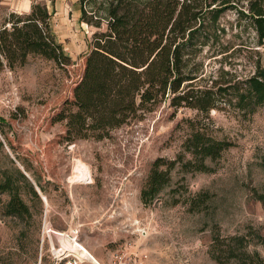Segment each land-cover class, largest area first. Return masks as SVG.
Instances as JSON below:
<instances>
[{
  "label": "rangeland",
  "instance_id": "1",
  "mask_svg": "<svg viewBox=\"0 0 264 264\" xmlns=\"http://www.w3.org/2000/svg\"><path fill=\"white\" fill-rule=\"evenodd\" d=\"M233 1L237 9L247 8L248 0ZM37 2L47 5L71 62L60 67L30 55L17 69L0 71V167L10 168L14 158L33 183L41 182L46 198L26 191L29 213L16 217L4 213L10 197L0 194V264H39L41 257V264L50 263V243L43 251L41 246L45 218L55 230L79 229L82 244L104 264L120 250L138 255L143 264H264V206L257 197L264 194V106L243 119L232 108L206 117L162 104L104 139L68 140L58 115L64 106L75 110V86L94 34L106 25L99 30L82 21L79 0ZM15 3L0 0V27L11 13L27 14ZM237 9L223 18L229 28L226 65L247 75L256 60L264 66V45L257 44L250 26L238 27ZM196 119L233 146L207 161L211 171L185 173L177 165L170 184L145 205L141 192L154 162L177 158L191 133L189 120ZM200 198L204 203L191 209ZM214 238H221L215 247Z\"/></svg>",
  "mask_w": 264,
  "mask_h": 264
},
{
  "label": "trees",
  "instance_id": "2",
  "mask_svg": "<svg viewBox=\"0 0 264 264\" xmlns=\"http://www.w3.org/2000/svg\"><path fill=\"white\" fill-rule=\"evenodd\" d=\"M233 2L79 0L82 21L99 30L106 25V31L94 34L83 77L74 89L75 110L64 106L58 115L66 123L67 139H104L112 130L143 118L162 104L176 111L195 110L206 117L212 110L232 108L243 119L252 118L264 106V66L256 60L253 72L247 75L227 68L230 45L225 37L229 28L223 18L230 9H237ZM237 12L238 27L250 26L257 44L263 46L264 0H248L247 8ZM30 55L60 67L71 62L42 2L34 3L27 14L11 13L0 27V71L17 69ZM4 123L0 118L2 135ZM189 125L191 133L177 158L154 162L141 192L145 205L170 184L177 165L185 173L211 171L207 161L216 160L233 146L209 134L198 119L189 120ZM16 162L11 158L10 168L0 167V194L10 197L4 213L22 217L29 213L23 195L29 191L39 197L36 187L44 190V186L37 178L33 183L28 169ZM257 197L264 206V194ZM204 201L194 199L191 209H199ZM214 239L215 247L221 238Z\"/></svg>",
  "mask_w": 264,
  "mask_h": 264
},
{
  "label": "built area",
  "instance_id": "3",
  "mask_svg": "<svg viewBox=\"0 0 264 264\" xmlns=\"http://www.w3.org/2000/svg\"><path fill=\"white\" fill-rule=\"evenodd\" d=\"M80 231L70 227L59 231L53 228L51 222L45 218L42 226L41 246L50 243L51 261L49 264H104L82 244ZM85 247V248H84ZM42 263V257L39 264ZM109 264H143L142 258L126 251H117Z\"/></svg>",
  "mask_w": 264,
  "mask_h": 264
},
{
  "label": "crops",
  "instance_id": "4",
  "mask_svg": "<svg viewBox=\"0 0 264 264\" xmlns=\"http://www.w3.org/2000/svg\"><path fill=\"white\" fill-rule=\"evenodd\" d=\"M40 1H47V0H40ZM36 2L37 0H16L14 6L16 10L20 11L21 13H29L31 11L32 5Z\"/></svg>",
  "mask_w": 264,
  "mask_h": 264
},
{
  "label": "water",
  "instance_id": "5",
  "mask_svg": "<svg viewBox=\"0 0 264 264\" xmlns=\"http://www.w3.org/2000/svg\"><path fill=\"white\" fill-rule=\"evenodd\" d=\"M37 191L39 192V194L41 195L40 193V190L38 189V187H36ZM42 199L46 202V199L41 195Z\"/></svg>",
  "mask_w": 264,
  "mask_h": 264
},
{
  "label": "bare ground",
  "instance_id": "6",
  "mask_svg": "<svg viewBox=\"0 0 264 264\" xmlns=\"http://www.w3.org/2000/svg\"><path fill=\"white\" fill-rule=\"evenodd\" d=\"M41 194H43V193H41ZM44 198H45V196L44 195H42ZM46 199V198H45ZM85 248V247H84ZM86 250H87V248H85Z\"/></svg>",
  "mask_w": 264,
  "mask_h": 264
}]
</instances>
